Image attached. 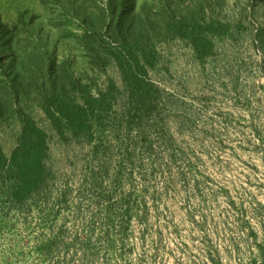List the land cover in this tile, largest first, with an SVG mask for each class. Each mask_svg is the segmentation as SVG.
<instances>
[{"label":"rangeland","instance_id":"374dc122","mask_svg":"<svg viewBox=\"0 0 264 264\" xmlns=\"http://www.w3.org/2000/svg\"><path fill=\"white\" fill-rule=\"evenodd\" d=\"M143 2L160 0L136 8ZM184 5L193 34L175 17L129 44L144 70L139 90L107 34L88 48L71 13L97 12L105 0H0L13 44L51 50L96 97L74 131L64 120L56 128L41 99L21 95L47 134L45 172L34 196L15 199L0 167V264H56L61 252L43 259L35 245L88 227L92 264H264V0ZM20 129L17 113L0 118L5 156ZM105 229L108 245L98 239ZM73 256L68 264H81Z\"/></svg>","mask_w":264,"mask_h":264},{"label":"trees","instance_id":"16d2710c","mask_svg":"<svg viewBox=\"0 0 264 264\" xmlns=\"http://www.w3.org/2000/svg\"><path fill=\"white\" fill-rule=\"evenodd\" d=\"M183 3L184 0H160L158 5L143 2L136 8L137 0H105V6L97 12H87L82 8L71 13L78 17L86 29L84 41L88 48H92L91 43L101 37L102 33L107 34L115 48H119L116 59L129 75L131 88L137 87L140 90L146 86L138 75L144 70L138 65L140 60L131 53L129 44H139L142 39L150 37L155 28L172 26L175 17H179V30H190L189 34H193L196 25L190 21L192 15L188 16V7L183 6ZM64 4L71 6L66 1L62 2ZM52 53L38 44L25 48L20 43L13 44L8 27L0 23V118L17 113L21 122L16 145L8 156L4 155L0 145V167L4 169L1 172L11 179L10 194L15 199L23 195L34 196L39 191L45 172L42 159L47 141L46 131L37 125L29 113L22 110L19 103L21 95L26 98L34 95L41 99L44 111L56 128L64 120L69 128L78 131L93 113L92 106L96 97L90 95L91 87L85 92L88 85L81 83L80 78L70 69L69 62H55ZM94 54H97L96 59L101 58L99 53ZM77 94L82 96V103L76 100ZM109 209L106 218L110 219ZM127 212L128 208L125 207L122 222L127 219ZM123 229L120 225L119 230ZM93 232L88 227L81 232L82 235L75 232L71 240L67 241L61 229L34 248L43 259L59 257L61 252L63 260L56 264H68L73 255L78 254L81 264H92L97 250L92 241ZM109 234V229H105L98 239H104L108 245ZM70 248L75 253L67 255Z\"/></svg>","mask_w":264,"mask_h":264}]
</instances>
